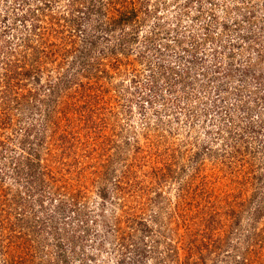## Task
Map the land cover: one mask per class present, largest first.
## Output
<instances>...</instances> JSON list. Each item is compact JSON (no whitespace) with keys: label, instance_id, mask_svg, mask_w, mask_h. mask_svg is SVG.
I'll return each instance as SVG.
<instances>
[{"label":"rangeland","instance_id":"obj_1","mask_svg":"<svg viewBox=\"0 0 264 264\" xmlns=\"http://www.w3.org/2000/svg\"><path fill=\"white\" fill-rule=\"evenodd\" d=\"M39 1L0 0V32ZM135 1L137 30L84 20L77 44L96 39L87 67L66 56L44 76L71 80L67 163L84 177L74 209L40 207L5 180L32 264H264V0ZM71 5L51 0L48 13ZM18 114L20 133L40 132L41 112ZM100 166L110 177L92 182Z\"/></svg>","mask_w":264,"mask_h":264},{"label":"trees","instance_id":"obj_2","mask_svg":"<svg viewBox=\"0 0 264 264\" xmlns=\"http://www.w3.org/2000/svg\"><path fill=\"white\" fill-rule=\"evenodd\" d=\"M136 4L135 0H72L68 13L52 15L48 13L51 0H42L37 8L28 10L18 19L20 26L16 23L14 27L7 26L0 32V37L1 33L10 34L6 45L0 47L1 264L33 263L31 242L22 232L24 229L20 228L26 222L23 216L13 212L22 199L18 192L13 194L15 198H9L10 192H14L3 186L6 179L16 186H22L28 198L35 197L40 207L45 200H56L59 206L69 204L74 209L82 194L80 184L84 171L76 170L74 178H71L73 169L67 163L74 146L72 126L67 117L68 109L62 104L65 102H60V98L64 97L63 91L71 87V80H62L59 76L55 83L47 78L43 82L44 76L48 75L46 72L53 66H60V59L66 56L72 57L71 65H80V69L87 67L86 60L96 46V39L85 34L84 43L77 44L76 34L84 31V20L97 17L99 23L94 30L108 35L127 28L137 30ZM13 29L16 32L11 34ZM123 39H126L125 36ZM44 90L47 96L43 99L40 98V91ZM28 108L42 114L38 133L33 127L24 128L22 133L16 128L15 115ZM58 142L60 144H56ZM73 160L76 162V158ZM100 167L91 172L95 177L92 182H101L110 177L107 167ZM70 179H75L76 183L73 184ZM118 189L119 181L114 184V190ZM99 195L102 200L108 198L106 187L101 188ZM59 235V232H53V237L57 239L56 246H63L58 240Z\"/></svg>","mask_w":264,"mask_h":264}]
</instances>
